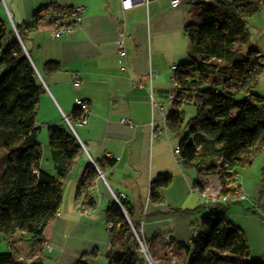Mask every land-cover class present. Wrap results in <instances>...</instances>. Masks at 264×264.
Returning <instances> with one entry per match:
<instances>
[{
	"label": "crops",
	"instance_id": "1",
	"mask_svg": "<svg viewBox=\"0 0 264 264\" xmlns=\"http://www.w3.org/2000/svg\"><path fill=\"white\" fill-rule=\"evenodd\" d=\"M172 1L142 0L122 10L118 0H0V19L6 28L11 24L14 28L22 26L39 8L83 7L82 21L72 35L53 37L52 25L41 19L33 34L17 37L43 87L35 115L41 154L38 169L49 175L56 173L47 129L65 125L63 118L72 127L82 154L66 176L59 208L41 237L33 239L17 232L9 241L1 242L7 245L2 252L11 247L16 251L15 259L24 263L39 258L41 264H73L86 254L87 264H106L109 226L104 210L113 199L112 193L130 204L133 219L139 224L138 234L145 240L153 264H187L195 225L207 212L223 215L240 229L249 257L264 264V192L259 196L258 190L264 151L248 167L240 168L234 178L232 188L241 191L244 198L216 212L211 206L200 208L198 202L201 195L218 193V177L197 178L195 171L184 168L173 154L179 139L165 124L173 108L168 96L175 89L169 69L188 61L190 47L184 27L196 22L198 0H179L177 6H172ZM263 13L264 0L258 12L247 19L245 38L235 42L233 48L240 52L256 49L264 64ZM248 27L263 34L260 42L252 45ZM118 39L125 50L122 60L117 54ZM47 62H57L59 69L46 72L43 66ZM72 74L78 76L77 85L71 81ZM255 89L264 100V71ZM77 102L88 106L84 122L73 119ZM179 110L183 121L195 115L191 104ZM122 118L130 119L131 124H122ZM108 160L113 165H107ZM87 162L101 177L93 180L94 188L89 193H77ZM157 175H170L172 179L168 187L159 191L161 201L151 203L148 187ZM188 176L194 177L203 189L198 192V205L193 207L203 209L199 216H194L195 211H169L193 209L182 205L183 190L178 187ZM190 188L193 194L195 186ZM86 194L94 202L91 208L86 205ZM240 201L247 205L231 207ZM45 242L54 246L51 252L45 251Z\"/></svg>",
	"mask_w": 264,
	"mask_h": 264
},
{
	"label": "trees",
	"instance_id": "2",
	"mask_svg": "<svg viewBox=\"0 0 264 264\" xmlns=\"http://www.w3.org/2000/svg\"><path fill=\"white\" fill-rule=\"evenodd\" d=\"M262 1L198 0L196 22L184 27L190 47L188 61L176 64L173 108L165 124L179 139L175 159L184 168L193 169L197 178L218 177L216 197H228L229 201L205 205L214 209L236 201L232 185L238 170L248 167L264 151V100L255 93L264 64L256 49L240 52L233 48L235 42L245 38L246 21L258 12ZM49 7L39 8L30 20L15 27L19 38L36 31ZM43 67L46 72H55L59 64L47 62ZM220 84L222 92L215 88ZM41 93L42 84L19 39L0 19V150H4L0 152V243L17 232L33 239L41 237L59 208L66 176L82 154L66 124L49 127L47 141L56 173L49 175L38 169L41 154L35 115ZM237 96L241 98L236 100ZM186 104L193 106L195 115L183 121L179 109ZM80 115L75 107L73 119L81 122ZM107 165H113V161L108 160ZM96 177L93 165L87 162L76 192L89 193ZM171 179L170 175H157L149 183L151 203L161 201L159 191L168 187ZM193 182L201 193L199 182ZM258 190L262 195L264 165ZM116 197L119 204L112 199L104 210L109 226L106 264H147L134 234L139 233V224L133 219L132 208ZM84 198L86 205L94 206L88 194ZM198 208L169 211L192 214ZM195 226L187 264H261L249 257L245 236L223 215L207 212ZM15 255L11 247L0 252V264H41L39 258L24 263ZM85 258L83 254L73 264H87Z\"/></svg>",
	"mask_w": 264,
	"mask_h": 264
},
{
	"label": "built area",
	"instance_id": "3",
	"mask_svg": "<svg viewBox=\"0 0 264 264\" xmlns=\"http://www.w3.org/2000/svg\"><path fill=\"white\" fill-rule=\"evenodd\" d=\"M118 1H119L120 7L122 10H128V9L132 8L135 4H137L139 1H142V0H118ZM178 4H179V0H173L172 1V6H177ZM82 15H83V7L82 6H78V5H71V6L51 5L48 8V11L42 15V19H45L46 21H48L52 25V29L50 32L51 35L55 38H60L63 36L72 35L77 31V29L79 28L80 23L82 21ZM11 28L13 29L14 33L18 37L17 31L12 24H11ZM117 54H118L120 60L124 59L125 50H124V46H123L121 39L117 40ZM176 67H177L176 64H173L169 69V71H171V81L174 83V86H175V82L173 81V75L176 71ZM152 76H153V72L150 73L149 77H152ZM71 81H72L73 85H77L79 82L78 76L75 74H72L71 75ZM174 97H175L174 93L170 94L168 96V101L170 103H172ZM75 107L80 110V113H81L80 120H81V122H84L85 116L88 113V108H87L86 104L83 102H77ZM63 119H64L66 126L70 130V132L73 133L72 127L70 126L68 120L66 118H63ZM120 122L122 124H125V125L131 124V120L128 118H122V119H120ZM173 154H174V156L178 155V149L176 147L173 150ZM192 190H193V188H190L188 191L190 193H192ZM233 191H234V195H235V200L244 198V195L242 194L241 191H238L235 189H233ZM111 196L114 199V201H116L118 203L117 197L112 193H111ZM218 201L221 203H227V201H229V198L228 197H222V198L218 199L216 197V194L215 195L204 194V195H201L199 198V203L203 204V205L214 204L215 202H218ZM134 233L137 235L136 238H137V243H138V246L140 248V251L144 254V257H145V260L147 261V263L150 264V257H149V254L147 253V251L145 250L143 238L141 236H139L136 232H134ZM44 246H45L46 252H51L54 249V246L51 245L49 242H45Z\"/></svg>",
	"mask_w": 264,
	"mask_h": 264
},
{
	"label": "rangeland",
	"instance_id": "4",
	"mask_svg": "<svg viewBox=\"0 0 264 264\" xmlns=\"http://www.w3.org/2000/svg\"><path fill=\"white\" fill-rule=\"evenodd\" d=\"M261 15H263V17H264V13L263 14H261ZM260 17V16H259ZM255 19V18H254ZM9 24V23H8ZM9 28H11V25H9ZM248 31V33L250 34V36H249V40H250V42L252 43V45H253V42L255 43V42H260L261 41V39H260V37L261 36H263V34L262 33H258V30H254V29H252L251 27H248L247 29H246V32ZM262 52H263V54H264V46H263V49H262ZM215 88H216V90L217 91H219V92H222L221 91V84H220V86H215ZM241 97H235V99L236 100H239ZM192 106V105H191ZM193 107V106H192ZM190 116V115H189ZM0 152H1V154L4 152V150H3V152H2V150H0ZM253 166H255V165H253ZM253 168V167H252ZM96 171V170H95ZM98 172V171H97ZM96 172V176H99V177H101V175L99 174V172L97 173ZM193 180H194V177H186V181L184 182V181H182L183 183H181L182 184V186L180 187V184H179V190H183L181 193H182V197L184 198V199H182L183 200V203H182V205H184L185 207H190V208H193L194 206H196V205H198L199 204V202H198V190H197V188H195V192L193 193V194H191V193H189L187 190H188V187H192V186H194V182H193ZM197 202H198V204H197ZM201 204H199V207L200 208H203V206L201 205ZM242 205H247V202H245V201H240V202H238V203H232L231 204V207H235V208H240ZM248 207V206H247ZM220 209H222V208H216V209H213L215 212L216 211H220ZM202 210L203 209H200V210H196L195 211V214H194V216L196 215V216H199V213H201L202 212ZM204 213H205V211H204ZM254 213H257V215L258 216H260V214H259V212H257L256 210H255V212ZM193 216V217H194ZM135 234V233H134ZM135 236H137L136 234H135ZM143 242H144V245H145V250L147 251V245H146V243H145V240L143 239ZM17 244H18V242H17ZM23 244H25V243H23ZM22 244V246L24 247V245ZM44 248H45V246H44ZM5 249H7V245L5 244V243H1L0 244V252H2V251H4ZM141 252V251H140ZM147 253H148V251H147ZM141 254L143 255V257H144V254L141 252ZM150 257V256H149ZM145 258V257H144ZM146 261V260H145ZM146 263H147V261H146ZM148 264V263H147ZM150 264H153L152 263V261H151V258H150Z\"/></svg>",
	"mask_w": 264,
	"mask_h": 264
}]
</instances>
